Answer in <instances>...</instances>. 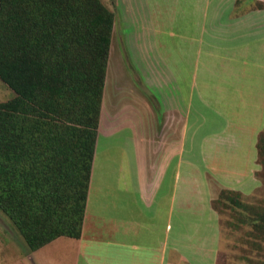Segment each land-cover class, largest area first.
<instances>
[{"label": "crops", "instance_id": "crops-1", "mask_svg": "<svg viewBox=\"0 0 264 264\" xmlns=\"http://www.w3.org/2000/svg\"><path fill=\"white\" fill-rule=\"evenodd\" d=\"M120 2L135 71L107 66L80 237L39 250L55 264L68 249L70 264H218L213 201L260 187L264 0Z\"/></svg>", "mask_w": 264, "mask_h": 264}, {"label": "trees", "instance_id": "trees-1", "mask_svg": "<svg viewBox=\"0 0 264 264\" xmlns=\"http://www.w3.org/2000/svg\"><path fill=\"white\" fill-rule=\"evenodd\" d=\"M114 23L102 0H0V211L31 251L80 237ZM256 146L264 167V131Z\"/></svg>", "mask_w": 264, "mask_h": 264}, {"label": "rangeland", "instance_id": "rangeland-1", "mask_svg": "<svg viewBox=\"0 0 264 264\" xmlns=\"http://www.w3.org/2000/svg\"><path fill=\"white\" fill-rule=\"evenodd\" d=\"M120 1L102 0L109 8H115L116 29L114 37L112 36L111 54L108 60L109 77L115 79L120 77L119 67L121 65L126 66L127 72L131 75L135 71L131 68L135 52L133 46L131 43H125V38L119 35L130 36L129 34H133V24H131L133 19L131 15L126 18L119 17L122 9ZM124 3L128 4L129 2ZM258 4L260 3H256V5ZM111 55H113L112 61L110 60ZM13 96L12 89L0 80V102H5ZM194 113L195 109L192 107L191 116ZM256 174L260 181V187L254 194L247 197L240 195L239 197L247 207L229 208L220 202L214 203L220 215L221 249L218 264H264V229L254 225L251 221L256 217L257 211L264 209V167L262 165ZM244 216L247 219H244ZM69 254L70 249L67 251L68 259L61 255L65 264L71 262ZM56 259L57 253L53 247H43L34 252L29 250L16 228L0 211V264H55Z\"/></svg>", "mask_w": 264, "mask_h": 264}]
</instances>
